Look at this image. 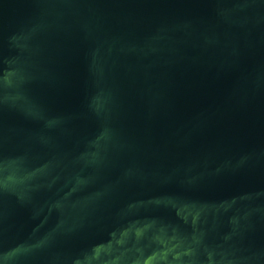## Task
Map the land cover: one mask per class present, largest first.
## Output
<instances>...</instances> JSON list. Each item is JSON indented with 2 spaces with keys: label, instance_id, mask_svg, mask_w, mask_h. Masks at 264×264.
<instances>
[{
  "label": "water",
  "instance_id": "1",
  "mask_svg": "<svg viewBox=\"0 0 264 264\" xmlns=\"http://www.w3.org/2000/svg\"><path fill=\"white\" fill-rule=\"evenodd\" d=\"M0 264H264V0H0Z\"/></svg>",
  "mask_w": 264,
  "mask_h": 264
}]
</instances>
